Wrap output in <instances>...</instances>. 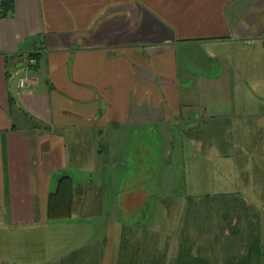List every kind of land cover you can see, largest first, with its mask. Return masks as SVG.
Returning <instances> with one entry per match:
<instances>
[{"label":"crops","instance_id":"0c3cea01","mask_svg":"<svg viewBox=\"0 0 264 264\" xmlns=\"http://www.w3.org/2000/svg\"><path fill=\"white\" fill-rule=\"evenodd\" d=\"M10 1L0 19V264H264L262 175L221 165L224 144L240 143L235 121L248 119L229 110L233 99L264 96L259 82L242 86L264 79V0ZM211 118L223 130L189 149L205 159L178 205L201 229L189 244L182 234L165 243L151 216L177 199L178 174L154 147L164 130ZM250 120L264 127V111Z\"/></svg>","mask_w":264,"mask_h":264},{"label":"rangeland","instance_id":"374dc122","mask_svg":"<svg viewBox=\"0 0 264 264\" xmlns=\"http://www.w3.org/2000/svg\"><path fill=\"white\" fill-rule=\"evenodd\" d=\"M258 82L261 85H264V79L255 81V80H243L242 86L244 89H248L250 85L258 84ZM249 84V85H248ZM260 99H256L253 96H242V97H235L232 102V109L230 107V111H234L235 107L237 109V106H241L240 109H237L239 112L244 116H248V119H246L243 122H240V120L235 121V126H242L241 132L242 134L238 135L240 143L236 144L234 146L233 144H224L225 151L230 152V157H226L227 162H222V167L229 168L231 167V170H235V172H239L243 170L240 168L242 165L249 164L253 170V173L255 174H261L259 175V180H264V127L258 126V127H249L251 125H254L256 122L255 120H250V116H253L254 114L259 113V111H264V96H260ZM223 122H214V119L211 118L210 120H204L200 124L198 123L196 127L192 128L193 130H189L188 128H185L184 126H181V124H178V127H175L171 130H164V134L162 137V142L157 143L155 145V149L157 150V153H162V161L161 165L162 168L167 171V169H175L177 171V176L172 177L173 179V189H175V196L177 199L175 201H169L166 204L162 203L157 205L154 213L151 216V223L155 221L156 224H159L160 230L158 234L156 235L157 239H161L167 243L168 240H174V238L178 235V237L181 236L186 239V241L189 244V235L195 232H199L201 229L200 223H198V226L195 224H189V213L184 212L181 213L182 209L178 208V205H180V200H183V197L181 198L180 195H184L186 191L189 189L184 186L189 187V182L194 180L196 177L194 175L189 176V170L191 169H197L202 167L204 159H201V155L198 156V158H195L193 150L189 151L194 144L198 145L199 147L206 148V143H202V141H206V139H202L203 136L207 135H214L212 132H216V129L218 131H222V128H219L218 125ZM234 122L232 121V124ZM201 126H204L205 128H201ZM263 127V128H261ZM237 129V128H236ZM189 130V135H185V133ZM250 130L255 132L254 134H251L247 138L245 137L246 132ZM234 131V129H230L229 132ZM191 137V138H190ZM196 138V141L194 140ZM221 137V136H220ZM189 139V144H187V139ZM170 139L171 142L168 140ZM245 140H247L245 142ZM212 142V139H211ZM153 145V144H151ZM147 147V146H146ZM139 151L141 149V145L135 144V147ZM233 150H236L238 152V163H234L233 159ZM143 154L146 152L143 151ZM149 152H147L148 154ZM245 153H252L251 159L246 160ZM146 154V155H147ZM137 155V154H136ZM204 155V154H203ZM205 156V155H204ZM195 158V159H194ZM253 161V163H252ZM130 163H132L130 161ZM135 164H137L135 162ZM213 165H216L213 163ZM134 168V166H133ZM247 170V169H246ZM165 172H163V189L167 188L166 186V178ZM182 174V176H181ZM184 175V176H183ZM128 185L133 184L136 180H138L141 177L137 176H128ZM182 177L184 178V182L181 181ZM148 180V177H146ZM135 180V181H134ZM134 181V182H133ZM261 184H264V181H262ZM175 185V186H174ZM195 193V192H194ZM166 194V193H162ZM159 196L161 197V193H159ZM163 197L159 198V200H163L164 198H167V196H170L169 193ZM186 196V195H185ZM168 199V198H167ZM158 200V201H159ZM160 202V201H159ZM177 205V207H176ZM183 214V215H182ZM154 215V216H153ZM155 217V220H153ZM194 237H199V239L194 238V241L197 240L198 247H200V237L201 235H192ZM166 239V240H165ZM172 242V241H171ZM221 242V240H220ZM170 246V243L167 247ZM173 248V246L171 247ZM173 250V249H171Z\"/></svg>","mask_w":264,"mask_h":264},{"label":"trees","instance_id":"16d2710c","mask_svg":"<svg viewBox=\"0 0 264 264\" xmlns=\"http://www.w3.org/2000/svg\"><path fill=\"white\" fill-rule=\"evenodd\" d=\"M13 11V4L10 0H1L0 5V19L8 17ZM30 57L39 59V55H31ZM29 57V58H30ZM68 182H62L59 190L56 194L51 195L49 199V211L51 218H58L57 212L62 211V208H59L58 205L61 203L60 198H66L67 191L64 190Z\"/></svg>","mask_w":264,"mask_h":264},{"label":"built area","instance_id":"2783aa9c","mask_svg":"<svg viewBox=\"0 0 264 264\" xmlns=\"http://www.w3.org/2000/svg\"><path fill=\"white\" fill-rule=\"evenodd\" d=\"M28 64L29 66H33L35 64H37V60L33 57H30L28 60ZM28 87V81L26 78H21L20 79V88L22 89H26Z\"/></svg>","mask_w":264,"mask_h":264}]
</instances>
